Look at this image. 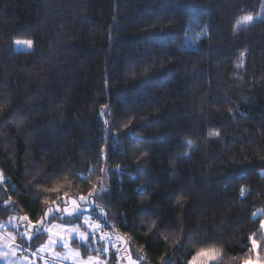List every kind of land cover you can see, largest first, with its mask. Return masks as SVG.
<instances>
[{
  "label": "trees",
  "instance_id": "obj_1",
  "mask_svg": "<svg viewBox=\"0 0 264 264\" xmlns=\"http://www.w3.org/2000/svg\"><path fill=\"white\" fill-rule=\"evenodd\" d=\"M263 168L264 0H0V221L95 186L140 264L264 260Z\"/></svg>",
  "mask_w": 264,
  "mask_h": 264
},
{
  "label": "rangeland",
  "instance_id": "obj_2",
  "mask_svg": "<svg viewBox=\"0 0 264 264\" xmlns=\"http://www.w3.org/2000/svg\"><path fill=\"white\" fill-rule=\"evenodd\" d=\"M18 41L20 43H17ZM25 41H28V39H18L15 43V48L17 50L32 49L33 44L28 45L24 43ZM262 172L264 173V168L262 169ZM88 198L92 201L90 205H85L83 204V202L79 201V198H76L77 201L82 205L81 211L78 212L77 214H82V222L85 228H81L78 225L68 224L69 226L78 228V231L73 233L70 239L68 240V244H69L68 248L64 246V243L59 238L51 236V233L48 232V238L46 242L43 243L37 249H33V248L31 249L30 246L23 244L25 241L19 238V237H25L26 238L25 243L29 241L27 235L25 234L28 221H24L22 219L25 216L14 215L8 220L0 221V226L6 232V236L13 239L12 241L6 240L8 246L12 245L13 247L17 248L18 252H20L21 256H23V259L18 260V259H11L9 257L5 258L6 255H0L1 262L4 259V262H2V264H80V261H88L89 257L95 258V264H101V262H103V264H111L114 261V258H116L115 259L116 264H140V262L134 259V257L130 253L125 237L117 232L108 230L105 227L104 223L100 219V214H104L105 212L102 208L96 210L98 204L93 199V196H90ZM262 213H264V210L262 209H259L256 212L257 215ZM85 216L88 217V223L84 222ZM55 223L59 224L62 222L57 221ZM95 224H99L101 225V227L97 229L95 235H93V231L89 227V225H95ZM262 224H264V218ZM47 226L45 225L43 230H45ZM58 230L63 231L62 229H58ZM36 232H38L36 228H31L30 229L31 237ZM79 232L87 233L88 239L86 241L80 239ZM91 235L94 237L96 248H99L101 254H103L105 257H101V256L84 257L81 253V250L72 245V241L75 239L83 243H87ZM101 236H103L104 239H101ZM50 238L52 240H55L56 243L49 244L48 242ZM24 250H26V253L23 252ZM35 251H37L38 253L35 254ZM70 252L78 253L79 255L78 257L74 258L72 255H70ZM256 259L257 257L253 258V260ZM207 260H208L207 256H202V257L198 256L196 258L195 264H207Z\"/></svg>",
  "mask_w": 264,
  "mask_h": 264
},
{
  "label": "snow or ice",
  "instance_id": "obj_3",
  "mask_svg": "<svg viewBox=\"0 0 264 264\" xmlns=\"http://www.w3.org/2000/svg\"><path fill=\"white\" fill-rule=\"evenodd\" d=\"M245 19L247 21H252L253 17L247 16ZM17 43H20V42L18 41ZM24 43L28 45H32L33 41L28 40V41H25ZM95 190L96 189L94 186L87 196L81 194L79 196V201L83 202V204L85 205H90L92 201L88 197L92 196ZM50 191L56 192L58 194V197H57V200H46L45 201V203L51 205L50 207H48L47 213H46V215H51V222L48 224L45 230L51 233V236L59 238L64 243V246L68 248L69 247L68 240L70 239L73 233L78 231V228L69 226L66 223H59V224L55 223V220L58 216H65L66 218H72L76 216V214L81 211L82 205L81 203L77 201L76 198L74 197L69 198V194L67 192H65L63 196H59V193L61 191L59 187L50 189ZM22 219L24 221H28V225H27L26 232H25L28 239L32 238L30 235L31 228H36L37 231H40L41 228H44L45 223H46L44 217H41L38 221H35V222H32L28 216H25ZM84 222L88 223L87 216L84 217ZM89 227L92 229L93 235H95L96 230L99 229L101 225L95 224V225H89ZM262 227H264V224H262ZM58 229H62L63 231H59ZM79 238L86 241L88 239V235L85 232H79ZM101 239H104V237L101 236ZM48 243L54 244L56 243V241L50 238ZM251 246H252V250L256 252L257 254V259L256 260L246 259L243 262V264H264V260L260 259L259 257L260 243L255 239L254 236L251 239ZM4 255H7V253H4ZM70 255H72L75 258V257H78L79 254L70 252ZM198 256H201V257L207 256L208 257L207 264H213V262L217 259V255L214 249L204 250V251L196 253L193 256L192 261L189 262V264H195L196 258ZM80 264H95V258L89 257L88 261H80ZM101 264H103V262H101Z\"/></svg>",
  "mask_w": 264,
  "mask_h": 264
},
{
  "label": "crops",
  "instance_id": "obj_4",
  "mask_svg": "<svg viewBox=\"0 0 264 264\" xmlns=\"http://www.w3.org/2000/svg\"><path fill=\"white\" fill-rule=\"evenodd\" d=\"M6 240L12 241L13 239L7 237L6 232L0 226V255H4V253H7L5 258L9 257L11 259H18V260L23 259V256H21L20 252H18V249L13 247L12 245L8 246ZM2 262H4V259ZM2 262L0 259V264H2Z\"/></svg>",
  "mask_w": 264,
  "mask_h": 264
},
{
  "label": "built area",
  "instance_id": "obj_5",
  "mask_svg": "<svg viewBox=\"0 0 264 264\" xmlns=\"http://www.w3.org/2000/svg\"><path fill=\"white\" fill-rule=\"evenodd\" d=\"M38 252L37 251H35V254H37Z\"/></svg>",
  "mask_w": 264,
  "mask_h": 264
}]
</instances>
